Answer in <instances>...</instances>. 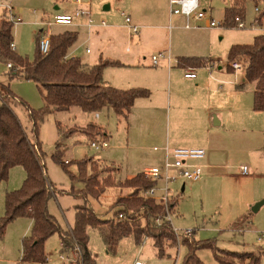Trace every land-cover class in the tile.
I'll use <instances>...</instances> for the list:
<instances>
[{
  "label": "rangeland",
  "instance_id": "obj_1",
  "mask_svg": "<svg viewBox=\"0 0 264 264\" xmlns=\"http://www.w3.org/2000/svg\"><path fill=\"white\" fill-rule=\"evenodd\" d=\"M73 0H10L15 11L21 16L22 24L16 25L12 29L13 42L15 45L14 52L28 59L33 60L36 51V38L41 29H46V25L53 21L54 15L60 11L71 8L70 4ZM91 4L93 17L99 18L97 15L103 12L106 5H111V18H105L107 24H113L115 35L118 40L114 42V50L119 55L131 56L139 51L146 59L151 60L152 55H157L171 46L172 51L185 42L197 45L198 51L210 56L214 60L213 69L224 67L226 75L230 80L240 81L243 78V70L238 72L236 76L233 73H227V53L231 45H250L253 38L264 33V21L259 26L255 23L259 12L264 7V0H244V29L225 28L223 26L217 28H207L204 22L200 23L201 28L196 30H184L175 27L171 30V36L168 37V31L158 29L159 37L162 42L154 44L152 38H142V42H138V38L130 35L124 26V18L128 16L131 6L136 0H83ZM3 2V0H0ZM231 0H199L200 9L207 12V17L212 18L216 22H222L224 9L230 5ZM157 10L161 15L163 13V0H157ZM258 8V12L255 8ZM60 9V10H58ZM122 12L124 14H122ZM165 12V11H164ZM95 18H93L95 20ZM159 22V21H158ZM75 23V21H74ZM86 28V27H85ZM65 29H75L74 25L69 27L54 26L50 28L51 35L59 33ZM79 31V40L67 52L69 56H75L84 63L91 64L97 58V47L93 44V40H88V30L76 28ZM142 32V30H141ZM195 35L193 39L191 35ZM100 36V35H99ZM140 36V35H139ZM78 38V37H77ZM112 46V45H111ZM190 47V46H189ZM111 48V47H109ZM175 48V49H174ZM91 50V54L86 50ZM128 49V51L126 50ZM175 52V51H174ZM208 54V55H207ZM9 69L6 64L0 63V93H5L7 88L12 94L25 103L32 110H38L43 106L42 97L35 83L26 81L21 78H10ZM182 83L192 85L193 80L186 79L181 70ZM243 82V79H242ZM241 84V83H240ZM239 84V85H240ZM245 83V97L252 106V93L248 92L250 84ZM216 84H214L215 86ZM187 87V85H184ZM162 92V90H161ZM12 109L17 116L20 124L28 139L34 143L36 140L40 143L42 151V164L46 172V176L50 182L55 185L56 190L68 191L74 188L75 191L84 189L81 181H72L62 167L56 163L52 156L55 154L56 145L62 154V162L66 165V170L72 175L78 176L77 163L81 161L92 160V166L99 175L102 182L97 190H91L90 194L84 200L83 198H75L70 195H59L55 193L48 201V213L56 220L60 228L66 232L73 226L75 219V207L86 204L101 219L110 220L116 218L114 213L122 209V205L117 203V199L127 197L130 192L129 188L119 189L118 185L122 183L128 176L126 174L124 150H117L111 147L105 149L94 150L90 147V143L101 139V128L105 129L120 143H124L125 125L122 119L115 117L111 112L104 109L97 112L99 118L95 117L96 113H85L78 107H72L68 111L55 112L45 116L39 125L37 136L33 134L32 123L28 118V113L24 105H13ZM167 112V108L165 109ZM250 113H254L250 110ZM254 115V114H253ZM258 122V121H257ZM213 123V121H212ZM91 125L90 127H87ZM99 126V127H98ZM187 126V125H184ZM183 126V127H184ZM61 128V130H60ZM218 131L225 133L223 128L218 127ZM259 126H252L251 132L242 133L236 131L229 132V142L231 155L227 161L229 168L216 170L218 174H237V166L240 164L248 166V151L256 150L262 147V133ZM223 131V132H222ZM71 132V133H70ZM227 134V135H228ZM65 161L68 163L65 164ZM255 164L250 168L251 178L248 179H228L222 180L216 178L213 183L207 187L200 188L194 183H187L183 193L180 192L175 198L178 205L174 212H171V223L175 234V246L170 247V242H165V256L160 258L153 246V241L148 237H142L141 243L136 244L132 236L122 238L115 250L114 254L108 253L106 247L97 230L88 229L89 236L88 249L95 256L97 264H132L136 259L146 264H181L186 254V248L180 245L182 238L189 237L191 231H194L196 241H215L216 246L220 249L232 252H250L263 253L261 264H264V238H259V233L264 232V204L256 213L251 212V207L257 202L264 200V160L256 157ZM122 166L121 174H118L115 164ZM87 173L89 174L90 164H87ZM252 172V173H251ZM26 178L25 171L22 167L16 166L10 169L8 178L5 182L0 183V218L4 214V198L8 192L18 190ZM101 186L105 189L101 191ZM179 187L176 184V188ZM251 195L250 198H258L249 207V216L251 226L240 231L242 225L235 229H231L236 215L237 204L234 199L243 194ZM260 196V197H255ZM136 200V199H135ZM131 213V212H130ZM129 218V214H126ZM142 219L143 224L146 220ZM117 219V218H116ZM130 220V219H129ZM127 220V221H129ZM29 218H17L12 221L6 228L3 238L0 239V264H37V263H21V240L30 234L31 225ZM241 226V227H240ZM30 227V228H29ZM190 230V232H186ZM146 240L144 243L143 241ZM143 243V245H142ZM44 252L47 257L45 264H67L66 260L71 252L64 253L61 249V241L58 234L50 236L44 243ZM63 255L65 260H60L59 256ZM198 257L203 264H217L211 250L203 249L197 252Z\"/></svg>",
  "mask_w": 264,
  "mask_h": 264
},
{
  "label": "trees",
  "instance_id": "obj_2",
  "mask_svg": "<svg viewBox=\"0 0 264 264\" xmlns=\"http://www.w3.org/2000/svg\"><path fill=\"white\" fill-rule=\"evenodd\" d=\"M243 3L244 0H231L230 5L224 9L225 28L233 26L235 17L244 18ZM263 21L264 7L255 19V23L261 26ZM12 29L13 25L9 21L0 19V63L11 64L13 72L9 73L10 78H21L36 84L43 106L38 110H32L8 88L5 93H0V183L7 180L8 173L13 167H22L26 174L18 190L5 194L4 214L0 218V239L3 238L7 226L12 221L17 218H29L32 220V227L30 234L21 240V263L45 264L47 257L44 243L50 236L58 234L62 252L68 253L79 249L81 259L77 264H97L95 256L88 249L87 231L90 228L99 232L108 253L114 254L119 241L126 236H132L136 244L141 243L142 237H148L153 241L157 255L160 258L164 257L165 242L169 241L170 247H174L175 234L171 223L163 219L161 208L141 199V194L154 186V182L146 178L143 173L125 179L118 185L119 189L129 188L130 192L127 197L117 199V203L123 207L114 213V216L117 218L120 213L129 214V221H120L116 218L101 219L84 204L75 207L73 226L69 231L64 232L48 213L47 205L51 196L58 193L85 200L90 191L94 188L97 190L102 182L92 166V160L77 163L78 176L69 173L62 162L59 146L56 145L53 160L62 167L72 181L78 180L84 184V189L81 191H75L73 187L68 191L56 190L55 185L46 176L40 143L37 140L32 143L28 139L12 109V104L24 105L36 137L39 125L45 116L68 111L72 107H78L85 113L110 109L116 116L127 119L134 101L137 98L148 97L149 91L119 90L105 85L102 79L103 70L106 67L118 66V62L101 60L89 67L78 58H68L67 52L78 37L76 32L65 31L51 35L49 51L46 54L39 51L37 37L35 56L29 61L11 50ZM235 61L243 70V82L239 87L245 83L254 84L253 110L264 112V33L255 36L250 45H232L227 53V69ZM177 66L200 69L210 66V61L200 57L178 58ZM101 137L106 138L103 135ZM87 164H90L89 174ZM104 189L101 186V191ZM177 205L178 201L174 198L170 203V212L173 213ZM132 214L145 219L146 223L143 224L142 219ZM156 218L160 219L159 225L154 222ZM250 218L249 214L239 218L232 224L231 229L242 225L240 231H243L250 226ZM180 245L186 248L181 264H203L197 255V252L203 249L211 250L217 264H261L263 255V253H238L220 249L213 240L196 241L194 231H191L189 237L182 238Z\"/></svg>",
  "mask_w": 264,
  "mask_h": 264
},
{
  "label": "crops",
  "instance_id": "obj_3",
  "mask_svg": "<svg viewBox=\"0 0 264 264\" xmlns=\"http://www.w3.org/2000/svg\"><path fill=\"white\" fill-rule=\"evenodd\" d=\"M73 1L70 3L71 8L60 11L58 14H71L76 7ZM156 1L136 0L131 6L130 13L126 16L129 17L132 25L138 27V33L133 35L125 22L124 26L130 35L138 38L137 40L140 43L142 38L148 37L152 38L154 44L162 42L159 32L154 30H166L170 38L173 24H175V27L184 29V18L182 16H169L168 0H163V10L165 12L163 11L162 19L157 10ZM89 9L92 18H95L92 15L91 4ZM97 16L99 18L93 19L96 24L104 21L105 18L110 19L112 16L111 5H106L103 12L101 11V14ZM74 27L75 29H65L56 34L65 31L76 32L78 38L73 44L74 46L80 36L76 28L87 29L85 18L75 20ZM114 29L113 24L107 23L105 27L96 26L89 29L87 33L88 40L89 42L93 40V44L96 45L97 58L91 64L80 61L89 67L96 65L101 60L118 62V66L106 67L103 70L102 79L105 85L119 90L144 89L150 93L148 97L137 98L134 101L127 119H122L113 114L110 109H107V112H111L115 117L124 121V143H120L116 140V137L98 126L101 129V135L106 137L112 148L126 152L125 165L126 174L128 175L126 179H131L137 174L143 173L146 169L163 166L166 150L176 148H199L205 151L204 158L198 162L201 166L202 176L199 181L194 182L201 189L213 183L216 178L220 180L224 178L235 180L251 178L252 174L249 172L255 164L254 159L258 157L264 160V112L253 110L254 84L249 83L250 86L247 89L248 92L252 93L251 106L245 97V88L238 87L243 78L240 81H237L236 78L230 80L229 75H226L224 71V67H218V70L214 71V60L208 58L210 56H206L204 53L197 52L199 50L197 45H202V42L197 44L199 40H195L194 43H182L181 46L174 48L175 52L172 51L173 48L170 43V47L168 46L167 49L160 52L169 51L171 57L176 61L178 58L186 57L206 58L210 61V66L206 68H180L177 63H174L171 68H167L164 61L161 62L160 66L153 67L151 60H146L139 51L129 57L119 55L114 50V42L118 40L119 36L115 35ZM191 37L196 39L193 34ZM126 50L128 51V49ZM91 52L89 50L88 54H91ZM67 57L75 58V56H69L68 54ZM181 70L183 73L185 70H191L195 73L196 78L190 79L194 82L192 85L182 83L184 80L181 77ZM226 70L227 73H233L235 76L242 71V69L240 71L227 69V66ZM214 84L216 85L214 86ZM184 85H187V87ZM166 108L167 112H165ZM250 110H253L254 115L250 113ZM95 117L99 118L97 113ZM252 126L261 128L258 130L262 133V147L248 151L247 163L249 165H238L237 174L219 175L216 170L229 168V165L226 164L231 157L228 154L230 152L229 142L231 141L227 137L229 136L228 133L233 134L236 131L244 136L245 133L249 134L251 132ZM218 127L223 128L225 133L218 131ZM121 165L115 164L113 166L118 174L122 172ZM242 166L247 167V175L242 173ZM187 183L191 182L183 184L181 193L185 191ZM250 197L252 196L244 193L234 199L237 204L234 221L249 214L250 209L248 208L253 205L254 201L258 200V198ZM29 220V226H32V220ZM69 255L67 264L74 258L72 252Z\"/></svg>",
  "mask_w": 264,
  "mask_h": 264
},
{
  "label": "built area",
  "instance_id": "obj_4",
  "mask_svg": "<svg viewBox=\"0 0 264 264\" xmlns=\"http://www.w3.org/2000/svg\"><path fill=\"white\" fill-rule=\"evenodd\" d=\"M73 4L76 6L71 14H57L54 15L53 21L46 25V29H41L38 32V48L42 54H46L50 47V28L54 26L69 27L74 25V21L79 18H85L87 28L91 29L96 26L105 27L106 22L100 21L98 24L93 20L90 13V3L82 0H74ZM169 16H182L184 18L183 28L186 30L201 28L200 23L204 22L207 28L225 27L223 21L216 22L212 18L207 17L206 10L200 9L199 0H168ZM258 12V8H255ZM123 14V13H122ZM6 19L13 27L22 24L21 16L15 11L10 3V0H3L0 2V19ZM130 32L133 35L138 33V27L131 24L129 17H125ZM231 28L244 29L245 25L240 17H235L233 26ZM10 48L12 51L15 49L14 42L11 43ZM89 50H86L88 53ZM166 63L167 68H171L174 63H177L170 55L169 51L157 53L151 57L153 67H158L161 62ZM6 68L13 72L11 64H6ZM230 68L234 71H240L241 65L238 62H232ZM184 77L186 79H195L196 75L191 70H185ZM90 147L94 150L105 149L108 147L106 138L101 137L100 140L90 143ZM205 156V151L199 148H176L173 150H166L164 164L161 167H152L146 169L143 174L146 178L154 182V186L141 194L143 201H150L153 205L161 208L163 212V219L171 223L170 203L180 194L181 187L186 182H197L202 176L201 166L198 164ZM68 162L65 161V164ZM244 175H247L248 169L246 166L241 167ZM176 184L179 187L176 188ZM93 190H96L95 188ZM120 221H127L129 218L126 214L120 213L117 216ZM156 225L160 224V219L154 220ZM172 225V224H171ZM173 228V227H172ZM176 233V231L173 229ZM190 232V230L186 231ZM259 238H264V232L259 233ZM148 240L145 239L143 243ZM142 243V245H143ZM74 258L70 260L69 264H77L81 259L79 249L72 251ZM60 260H65L63 255L59 256ZM68 260V259H66ZM133 264H146L139 259H136Z\"/></svg>",
  "mask_w": 264,
  "mask_h": 264
},
{
  "label": "water",
  "instance_id": "obj_5",
  "mask_svg": "<svg viewBox=\"0 0 264 264\" xmlns=\"http://www.w3.org/2000/svg\"><path fill=\"white\" fill-rule=\"evenodd\" d=\"M182 191H183V189H182ZM263 204H264V200L257 202L255 205H253L251 207V212L256 213Z\"/></svg>",
  "mask_w": 264,
  "mask_h": 264
}]
</instances>
